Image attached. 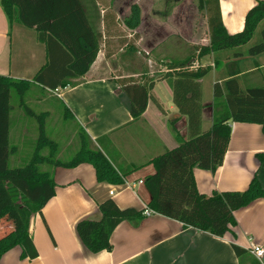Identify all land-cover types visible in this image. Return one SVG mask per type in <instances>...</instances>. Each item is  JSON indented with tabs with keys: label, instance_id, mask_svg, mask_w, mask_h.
<instances>
[{
	"label": "crops",
	"instance_id": "crops-1",
	"mask_svg": "<svg viewBox=\"0 0 264 264\" xmlns=\"http://www.w3.org/2000/svg\"><path fill=\"white\" fill-rule=\"evenodd\" d=\"M257 2L219 0L222 21L229 34L244 29L246 15ZM83 3L87 13L88 6L91 12H96L95 16L88 15L102 35L97 58L83 77L72 79L78 83L76 86L59 87L54 91L47 89L49 94L38 99L43 101L46 96H57L60 105L70 109L69 117L76 123L79 136L83 130L116 168L135 169L125 177L126 183L111 185L99 183L96 170L89 163L69 169L56 168L53 173L57 183L56 195L30 222L29 232L38 257L22 258V248L16 246L3 255L0 264H264V260L260 261L247 249L250 239L264 247V199L236 210L237 225L223 237L192 227L185 228L183 223L153 212L141 221L122 222L112 234L111 250L92 253L84 246L76 232L77 223L84 218L100 219L98 202L108 197L122 209L147 208L151 196L145 184L139 183L131 189L127 183H138L155 172L151 160L178 146L176 131L187 137L188 116L180 114L170 82L163 77L167 65L163 68L156 64L160 60H178L182 52L175 51L174 46L189 40L181 31L157 32L155 23L152 27L154 33L149 31L151 36L147 42L142 22L136 28H129L125 21L120 24L119 16L115 17L109 8L100 7L96 0ZM158 22L160 25L164 23ZM173 36L178 40L175 45L171 42ZM146 43L149 57L145 58L141 49H145ZM205 58L207 56L198 59L203 62L202 66L210 63L209 58L207 62ZM47 60L46 45L39 40L38 32L22 25L10 30L0 5V75L29 82L27 80L31 81ZM233 60L242 71L238 78L244 89L264 86V53ZM233 60H214L212 70L200 80L204 131L213 123L214 84L224 81L233 67L228 64ZM210 74L212 79L206 82ZM133 85L151 86L146 111L136 120L132 118L131 98L125 90ZM23 87L26 91L32 88L31 83L23 84ZM25 105L28 106L24 101L21 106L25 114L33 116L25 111ZM31 110L42 115L46 131L51 109ZM24 112L21 110L17 116L25 117ZM231 127L228 149L218 170L194 169L196 185L202 194L244 191L255 176L264 187L263 125L233 122ZM14 128H18L16 124L12 130ZM12 133L18 136V129ZM112 188L116 190L114 195H110ZM235 245L246 250L241 257L237 255Z\"/></svg>",
	"mask_w": 264,
	"mask_h": 264
},
{
	"label": "trees",
	"instance_id": "trees-1",
	"mask_svg": "<svg viewBox=\"0 0 264 264\" xmlns=\"http://www.w3.org/2000/svg\"><path fill=\"white\" fill-rule=\"evenodd\" d=\"M10 30L17 25L35 29L46 45L48 60L31 78L43 88L52 91L59 87L76 86L72 81L83 77L91 68L100 50L101 33L93 26L82 0H0ZM199 8L208 13L210 42L200 47L198 56L171 60L163 77L173 89L174 103L180 114L188 116V134L175 132L178 146L154 157L155 172L147 176L144 184L150 193L147 208L152 212L195 228L223 237L237 225L235 211L264 199V187L254 177L244 191H216L208 196L199 192L194 169L216 172L224 161L231 138V123H256L264 130V86H241L238 75L242 72L236 60L243 56L264 53V0H258L247 15L241 32L229 34L222 21L219 0H199ZM141 10L133 6L131 17L125 20L129 28L141 23ZM259 30V40L250 44ZM197 52V51H196ZM232 58L230 72L222 83L213 87L215 111L209 130L202 129L201 83L212 66L194 67L206 56L221 60ZM235 62V63H234ZM235 65L237 67H235ZM11 76L0 75V260L16 246L22 248V258L35 259L38 251L30 235V222L56 195L54 169L75 168L83 163L92 164L99 183L121 185L134 169L116 168L106 153L86 133L80 132V147L68 160L59 157V144L45 131L42 115L25 105V111L40 120V134L30 160L11 167L9 159L17 152L10 143V96L13 88L21 98L23 84ZM150 85L125 87L131 98V115L139 119L146 111ZM24 101L22 100V105ZM66 116L71 114L65 105ZM99 140V139H98ZM97 140V141H98ZM43 166L50 167L44 169ZM100 219L84 218L76 225V232L84 246L92 253L111 250V237L124 221H141L145 209L120 208L108 197L98 202ZM242 256L246 250L235 245Z\"/></svg>",
	"mask_w": 264,
	"mask_h": 264
},
{
	"label": "rangeland",
	"instance_id": "rangeland-1",
	"mask_svg": "<svg viewBox=\"0 0 264 264\" xmlns=\"http://www.w3.org/2000/svg\"><path fill=\"white\" fill-rule=\"evenodd\" d=\"M86 1V0H83ZM98 5L102 8H109L118 17V21L123 25V22L131 17L133 6H139L141 10V22L143 23V33L146 35L147 42L150 41L149 31L154 33L152 28L156 23L155 29L157 32L164 34L170 30V32L181 31L183 32L189 41H185L183 45L175 43L178 41L176 36H173L171 42L175 45L174 50L182 52V55L177 59H183L187 56H198L200 47L210 42V30L208 24V13L205 10L199 8V0H96ZM87 5V2H84ZM102 9L100 8V11ZM88 13L91 16H95L96 12H91L90 6H88ZM158 21L164 22L162 25ZM166 23V25H165ZM259 30L256 32L253 40L250 44H254L259 40ZM16 29L14 30V34ZM163 37H165L163 35ZM180 38V37H179ZM186 44V45H185ZM187 46V47H186ZM15 47V44H13ZM183 47V48H182ZM144 50L141 49L143 57H149L147 49V43L144 46ZM197 51V52H196ZM177 55L176 53H173ZM221 60L225 57V54H220ZM209 58L210 63L205 66L214 65V56H207L204 59L207 62ZM174 61V60H173ZM208 61V62H209ZM216 61V60H215ZM170 61L165 62L160 60L157 62V67H163ZM199 62V63H197ZM203 62L196 61V66H202ZM33 78V77H32ZM212 79V75H208L206 82ZM32 88L24 93L21 98L18 90L13 88L10 96V104L12 106L10 113V143L17 146V152L12 154L9 159V165L11 167L21 166L27 163L36 147V142L40 134V120L37 117L28 116L25 114L24 109L21 106L22 100L27 105L36 111H43L46 107H49L52 111V115L46 120V134L54 139L59 144V157L63 160L70 159L80 147L79 134L77 132L76 123L69 115L66 116V112L63 106H61L60 99L57 96L45 97L43 101H40L38 97L41 95L49 94L47 88H43L42 85L37 84L31 80ZM35 94V96L33 95ZM45 107V108H44ZM21 110H23L25 117L20 118L17 116ZM16 124L18 127V133L14 136L13 131L17 129L13 126ZM27 130L26 133L24 130ZM44 169H49L48 166H43ZM55 171V169L53 170Z\"/></svg>",
	"mask_w": 264,
	"mask_h": 264
},
{
	"label": "built area",
	"instance_id": "built-area-1",
	"mask_svg": "<svg viewBox=\"0 0 264 264\" xmlns=\"http://www.w3.org/2000/svg\"><path fill=\"white\" fill-rule=\"evenodd\" d=\"M194 67H198V66L194 65ZM139 183L143 184L144 180H139L138 183L136 182L127 183V186L131 189H135L136 185ZM115 191H116L115 188H112L110 190V195H114ZM144 213L145 215H150L153 212L150 209H145ZM247 249L253 256L258 258L260 261L264 260V247L255 243L253 239H250L249 246Z\"/></svg>",
	"mask_w": 264,
	"mask_h": 264
}]
</instances>
